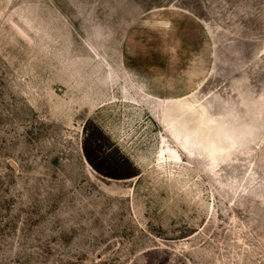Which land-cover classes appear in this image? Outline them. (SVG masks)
<instances>
[{
	"label": "rangeland",
	"instance_id": "rangeland-1",
	"mask_svg": "<svg viewBox=\"0 0 264 264\" xmlns=\"http://www.w3.org/2000/svg\"><path fill=\"white\" fill-rule=\"evenodd\" d=\"M0 264H264V0H0Z\"/></svg>",
	"mask_w": 264,
	"mask_h": 264
},
{
	"label": "crops",
	"instance_id": "crops-1",
	"mask_svg": "<svg viewBox=\"0 0 264 264\" xmlns=\"http://www.w3.org/2000/svg\"><path fill=\"white\" fill-rule=\"evenodd\" d=\"M160 164H163L165 166H168L170 164H176V165H180L182 164L183 162H177V161H164V162H159Z\"/></svg>",
	"mask_w": 264,
	"mask_h": 264
}]
</instances>
